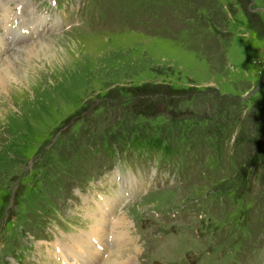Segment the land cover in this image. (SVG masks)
Returning a JSON list of instances; mask_svg holds the SVG:
<instances>
[{
  "label": "rangeland",
  "instance_id": "obj_1",
  "mask_svg": "<svg viewBox=\"0 0 264 264\" xmlns=\"http://www.w3.org/2000/svg\"><path fill=\"white\" fill-rule=\"evenodd\" d=\"M79 2L69 29L0 31V264H63L102 210L133 264H264V0Z\"/></svg>",
  "mask_w": 264,
  "mask_h": 264
},
{
  "label": "bare ground",
  "instance_id": "obj_2",
  "mask_svg": "<svg viewBox=\"0 0 264 264\" xmlns=\"http://www.w3.org/2000/svg\"><path fill=\"white\" fill-rule=\"evenodd\" d=\"M1 4H7V3L4 0H0V5ZM9 12H11V10L8 7H5L3 9L1 7L0 16L3 19L8 18L9 17ZM0 43H1V40H0ZM2 43H3V41H2ZM40 46L43 49H45L47 47V45H44V46L40 45ZM27 47L33 48L34 50H36V48H34V43L33 44L31 43V45L28 44ZM5 48L0 51V55H1L0 60H2V62L0 63V86L1 87L4 86L5 88H7L8 84H9V80L10 79H16L17 74L18 73L20 74V72H17V74L15 73L16 77L11 74V72L13 71V70L11 71V69H14V67L12 65V61L13 60L10 58V55L8 56V52L5 50ZM45 52H42V54L45 53ZM6 54H7V57H6ZM26 65L29 66L28 70L31 72L30 74L34 75V73L36 72L35 66L33 68V65H31V63L26 64ZM18 69H17V71H18ZM23 70H24V68H23ZM28 70H26L24 72V74L22 75L21 79H20V76H19L20 84L23 87H25V88H28L30 86L29 84L31 82V80H30V78L28 76ZM12 73H14V72H12ZM21 73H22V71H21ZM11 86H13V85H11ZM3 91H5V90H3ZM19 91H20V89H19ZM15 92H16V90H15ZM5 94H7V93H5ZM9 94H11V93H9ZM105 213H106V210H102V211L97 213L98 215L96 217V221L92 225L91 231L90 232L88 231V233H90V235H91V237L88 236L89 237V241H88V237L86 235H85L86 238L84 239V234H82V235L77 234V237L75 236V237L71 238V242H73V244H65L66 242L65 243H58L57 242L58 243V244H56L58 246L57 249L59 248V250H60L58 253H59V255H61V258L64 259V263L63 264H91L90 260H92V259H94L93 260V262H94L93 264H125V263L126 264H133L131 259H130V254L131 253L128 252V251L120 250L121 246H119V243H121V242L125 243L126 238H128L127 234H128L129 231H127L126 227H124L127 224V219L123 215H117V217H115V220L113 219L114 221L111 224H109L107 222V218H106V214ZM107 226L111 227V228H108V231H106L107 230ZM121 227H124L123 230H119ZM115 230L117 232H119V231H122V232H119L118 234H116ZM107 233L110 234L111 241H112L111 250H109ZM103 235H104V240L102 241V238H103L102 236ZM110 237H109V239H110ZM95 243H98L102 247L103 251H100L99 249H97ZM106 250H108V254H106L107 257L102 261L101 257L103 256V253H105Z\"/></svg>",
  "mask_w": 264,
  "mask_h": 264
},
{
  "label": "trees",
  "instance_id": "obj_3",
  "mask_svg": "<svg viewBox=\"0 0 264 264\" xmlns=\"http://www.w3.org/2000/svg\"><path fill=\"white\" fill-rule=\"evenodd\" d=\"M254 145H255V148L257 147L259 150H261V148L264 149V133H262V134L259 133V135L255 137ZM139 146L142 147L141 150L145 149L142 145H139ZM165 150H166V148L165 149L163 148L164 153H165ZM262 164H264V161L262 162Z\"/></svg>",
  "mask_w": 264,
  "mask_h": 264
},
{
  "label": "water",
  "instance_id": "obj_4",
  "mask_svg": "<svg viewBox=\"0 0 264 264\" xmlns=\"http://www.w3.org/2000/svg\"><path fill=\"white\" fill-rule=\"evenodd\" d=\"M256 90L254 89L252 92H255Z\"/></svg>",
  "mask_w": 264,
  "mask_h": 264
}]
</instances>
